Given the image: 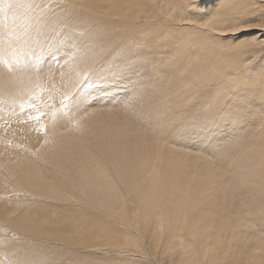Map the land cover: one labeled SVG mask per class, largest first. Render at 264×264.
I'll use <instances>...</instances> for the list:
<instances>
[{
  "label": "rangeland",
  "instance_id": "rangeland-1",
  "mask_svg": "<svg viewBox=\"0 0 264 264\" xmlns=\"http://www.w3.org/2000/svg\"><path fill=\"white\" fill-rule=\"evenodd\" d=\"M207 1L211 0H203L205 7ZM44 3L53 6L46 14L55 12L69 19L74 17V21L57 24L46 39H41L32 46L25 43L32 34L27 14L22 9L7 12V16L12 13V21L7 28L12 33L15 54L8 64L0 60V100L4 101L3 108L0 109V167L8 161L2 170L0 168V183L5 184L0 188V197L5 198L9 192L19 193L20 195L13 196L21 199L20 203L48 204L54 207V212L50 214V211L32 210L30 205L22 207L1 202L0 240L10 243L28 232L40 233L57 242L67 241L79 229L89 228L91 222L97 220L96 217L108 223L114 222L117 216L142 217L143 206L133 182L134 162L139 160L134 150L150 152L156 145V139H159L130 117V108L124 104L128 82L102 81L96 78L94 68L90 69L92 75L84 79L82 94L90 95L95 103L84 107L75 123L53 127L45 120L44 132L35 130V121L21 123L27 115H34V112L25 107L21 113L18 103L20 100L38 93L41 100L47 101L51 95L53 106L59 107L60 94L80 83L77 73L89 70L88 65L79 62L76 53L81 40L87 39L85 33L90 25L83 27L75 21V15H82L72 11L71 0H44ZM58 4L67 6L63 13L56 8ZM4 17L5 13L2 15ZM243 23H264V16L254 19L245 14ZM229 30L227 28L224 32ZM4 35L5 26L0 28V38ZM252 37L264 40L260 36V29H252L239 33L235 43ZM228 45L229 41L224 39L217 47ZM17 65L28 67L21 71ZM52 80L58 85L55 89L51 85ZM175 83L172 85L166 79L150 83L145 86L141 100L147 101L158 95L161 103L169 104L168 97H171V102H177L180 100L179 96H183L184 86L179 80ZM207 132H200L201 138L199 135L195 136L184 144L163 141L171 148V151L168 150L170 158L179 162L170 165L177 175L193 176L195 183L200 179L208 182L206 199L197 202V197L190 192L179 199L178 205L188 206L195 199L196 210H200V214L223 219L233 216L235 211V183L228 168L235 156V148L231 139L219 136V129L214 133L215 136ZM207 137H211L209 141ZM98 175H103L100 176L101 180ZM102 186H106L105 196ZM187 189L192 188L187 186ZM28 192L33 196L23 195ZM42 195H63L65 199L75 195L89 203L92 210L72 215L63 209L58 199H41ZM184 199L187 202H183ZM115 211L119 213L116 214ZM62 224H67L69 228L62 227ZM41 228H45V231L40 230ZM3 230H7L6 233ZM137 230L136 226L135 232ZM106 243V239L94 240L92 245L83 249L104 248ZM139 253L142 264H159L157 255L146 249Z\"/></svg>",
  "mask_w": 264,
  "mask_h": 264
},
{
  "label": "snow or ice",
  "instance_id": "snow-or-ice-1",
  "mask_svg": "<svg viewBox=\"0 0 264 264\" xmlns=\"http://www.w3.org/2000/svg\"><path fill=\"white\" fill-rule=\"evenodd\" d=\"M0 5L5 20L9 10L22 9L27 14L32 28V34L25 41L29 46L46 39L57 24L69 20L55 12L46 14L53 6L44 0H0ZM65 7L56 5L61 13ZM202 8L203 0H180L177 14L207 15ZM245 14L254 19L264 16V0H248ZM187 24L191 31L180 36L166 34L153 25L132 27L109 36L105 34L102 21H92L85 33L87 39L81 40L76 53L79 62L89 69L77 73L80 83L60 94L59 107L53 106L51 95L47 101L41 100L38 93L20 100L21 113L25 107L34 112L21 123L35 121L37 132L46 130L45 120L53 127L75 123L80 111L95 103L90 95L82 94L84 79L92 75L90 69L93 68L96 78L102 81L128 82L124 104L130 108L129 115L156 138L184 144L200 132L210 131L220 121L246 119L257 92L254 81L258 79L264 85V40L252 37L239 43L235 41L239 33L252 29H260V36L264 37V23L241 22L242 26L219 33L209 30L207 24L198 25L195 20ZM224 39L229 41L228 47L218 48ZM14 54L12 33L5 25V35L0 38V60L8 64ZM27 67L17 65L21 71ZM257 67L259 72L254 77ZM163 79L170 84L177 80L183 83L180 100L164 104L156 95L142 101L145 86ZM260 98L264 101V88L260 89ZM168 99L171 101V97ZM3 105L4 101L0 100V109ZM13 195L20 194L9 192L6 199L10 200ZM23 195L33 196L30 192ZM41 199H58L63 209L72 215L92 210L89 203L75 195L67 199L63 195H42ZM140 256L138 250L121 247L84 250L71 240L57 242L35 232L25 233L11 243L0 240V264H142Z\"/></svg>",
  "mask_w": 264,
  "mask_h": 264
},
{
  "label": "bare ground",
  "instance_id": "bare-ground-1",
  "mask_svg": "<svg viewBox=\"0 0 264 264\" xmlns=\"http://www.w3.org/2000/svg\"><path fill=\"white\" fill-rule=\"evenodd\" d=\"M207 2V6L203 4L201 9L207 12L204 16L177 14L180 0H71V7L72 11L82 15H75V21L83 27L89 26L92 21H102L104 31L108 30L106 35L109 36L118 35L128 28L149 25L166 34L180 36L191 31V26L187 24L190 20H195L198 25L207 24L209 30L219 33L244 22L248 0ZM3 14L0 5V28L10 25L12 21V13L6 21L2 18ZM68 21L73 22L74 17ZM258 72L259 67L254 70V77ZM51 85L54 89L58 87L53 80ZM254 86L257 92L246 119L238 122L220 121L208 131L215 136L214 133L219 129V136L231 139L235 148V156L228 167L235 183L233 216L220 219L202 215L200 210H196L195 199L188 206H179V199L190 192L197 197V202L206 199L208 182L200 179L195 183L193 176L177 175L170 165L179 162L170 158V146L163 139H156V145L150 152L134 150L139 160L134 162L133 182L143 206L142 217L117 216L111 223L96 217L97 220H93L89 228L79 229L75 236H69L68 239L83 247H89L94 240L106 239L105 245L108 247L124 245L139 252L146 249L158 256L159 264H264V101L260 98V89L264 85L257 79ZM210 138L207 137V141ZM5 164L1 165V170ZM100 176L103 175H98L99 180ZM4 186L0 183V188ZM187 186L192 189L188 190ZM102 187L105 196L106 186ZM6 197L1 196L0 203L5 201L8 205L22 207L30 205L35 211L54 212V207L48 204H23L20 203L21 199L14 196L10 200ZM183 202L187 201L184 199ZM62 227L69 228L67 224H62ZM40 230L45 231V228Z\"/></svg>",
  "mask_w": 264,
  "mask_h": 264
}]
</instances>
